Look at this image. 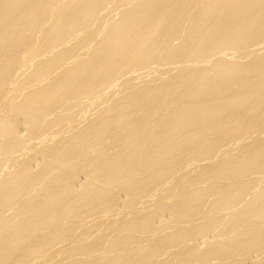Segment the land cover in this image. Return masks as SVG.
Listing matches in <instances>:
<instances>
[{
    "label": "bare ground",
    "instance_id": "obj_1",
    "mask_svg": "<svg viewBox=\"0 0 264 264\" xmlns=\"http://www.w3.org/2000/svg\"><path fill=\"white\" fill-rule=\"evenodd\" d=\"M0 264H264V0H0Z\"/></svg>",
    "mask_w": 264,
    "mask_h": 264
}]
</instances>
